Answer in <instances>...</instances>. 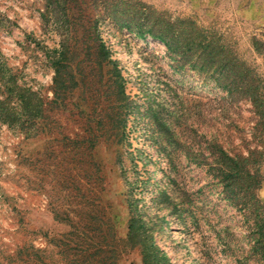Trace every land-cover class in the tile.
Segmentation results:
<instances>
[{"label":"rangeland","instance_id":"obj_1","mask_svg":"<svg viewBox=\"0 0 264 264\" xmlns=\"http://www.w3.org/2000/svg\"><path fill=\"white\" fill-rule=\"evenodd\" d=\"M160 32L174 46L205 36L264 83L253 46L264 44V0H0V65L23 106L28 92L37 105L32 129L0 121V264H78L71 247L91 238L117 264H142L124 245L129 199L173 264H199L206 242L211 264L224 262L214 225L247 233L210 154L214 140L231 154L263 150L264 203L258 118ZM171 178L198 207L191 232L156 202Z\"/></svg>","mask_w":264,"mask_h":264},{"label":"trees","instance_id":"obj_2","mask_svg":"<svg viewBox=\"0 0 264 264\" xmlns=\"http://www.w3.org/2000/svg\"><path fill=\"white\" fill-rule=\"evenodd\" d=\"M154 36L170 49H177L183 54H194L201 72L212 77L216 85L226 90L234 101L248 102L254 116L258 118L260 133L264 135V83L257 79L258 77L247 62L240 60L233 53L224 52L223 46L205 36L195 38L186 33L183 37L171 40L175 46L169 41L171 36L167 37L165 34L169 40L162 35V32ZM194 46L198 49L196 52L193 51ZM253 46L264 59V44L255 41ZM186 58L189 60L188 57ZM15 78L16 75L11 72V69L5 64L0 65V121L9 126L15 125L17 128L21 125L20 129H23L25 125L27 129H32L37 108L35 93L28 92L29 100L27 105L23 106L21 90ZM257 80L260 81L259 86L255 84ZM12 102H15V105ZM23 115L27 116L30 124L26 121L21 122ZM211 149L212 177L222 186L223 196L233 205L242 208L241 215L247 231L245 235L239 237L231 231L230 227L218 228L216 225L211 227L214 238L221 245L219 254L225 260L219 264H264V203L258 195L262 182L260 167L263 161V150L248 149L246 156L231 154L217 140L212 142ZM169 182L172 185L159 192L156 202L165 206L169 214L175 218V222L183 225L189 232L190 225L195 228L199 226V219L195 217L198 207L172 178ZM128 208L130 217L124 245L139 250L142 264H173L165 251L156 243L153 225L143 218L131 199H129ZM243 241L247 246L243 245ZM81 244L82 241H76L71 247L74 259L80 260L78 264H117L113 260L112 251L107 243L103 248L101 244L95 243L94 238H91L85 248ZM214 253L216 252L213 247L206 242L203 256L200 257L203 260H198L199 264H211Z\"/></svg>","mask_w":264,"mask_h":264}]
</instances>
